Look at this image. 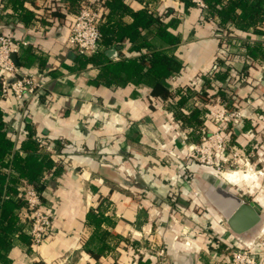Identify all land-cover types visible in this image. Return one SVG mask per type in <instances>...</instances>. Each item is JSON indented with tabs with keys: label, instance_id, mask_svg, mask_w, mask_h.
I'll return each instance as SVG.
<instances>
[{
	"label": "crops",
	"instance_id": "1",
	"mask_svg": "<svg viewBox=\"0 0 264 264\" xmlns=\"http://www.w3.org/2000/svg\"><path fill=\"white\" fill-rule=\"evenodd\" d=\"M14 1L0 0V33L26 40L17 54V72L35 75L45 88L22 98L9 94L2 106L9 132L18 142L28 134L42 142L41 152L50 155L56 169L48 171L42 191L43 205L53 214L42 244L32 246L16 236L0 264H135L136 259L138 264H155L143 243L158 238L174 247L180 235L188 240L178 242L185 251L203 250V255L195 254L196 264H217L222 257L219 244L212 248L208 239V217L215 207L206 193L223 177L237 194L230 185L242 180L230 182L186 155L202 133L214 128L203 117L211 103L199 96L204 78L210 76L208 92H225L215 102L221 104L224 98L223 103L245 111L233 144L248 146L251 157L264 160V146L252 148L253 142L264 140V17L250 25L240 17L222 24L208 8L184 0H111L114 13L108 22L103 19L105 30H120L134 22V12L148 10L178 39L165 40L155 25L140 26L135 39L124 38L103 49L109 61L139 59L153 49L177 61L179 71L163 81L169 94L156 96L151 85L136 77L126 79L124 72L120 81H100V75H112L87 60L92 54L80 55L67 47L81 0H17L33 13V20H26V12ZM105 7L104 15L110 12ZM116 46L117 54L109 57L106 51ZM196 109H201V127L190 118ZM260 181L264 183L263 177ZM251 201L262 210L264 224V193ZM100 208L112 221L103 222L102 228L122 240L109 236L113 249L96 258L85 245L95 230L89 214ZM210 228L223 230L217 223ZM213 249L218 252L211 257Z\"/></svg>",
	"mask_w": 264,
	"mask_h": 264
},
{
	"label": "trees",
	"instance_id": "2",
	"mask_svg": "<svg viewBox=\"0 0 264 264\" xmlns=\"http://www.w3.org/2000/svg\"><path fill=\"white\" fill-rule=\"evenodd\" d=\"M184 1L187 5L193 4L191 0ZM204 1L208 6L207 8L216 14L222 24L226 23L228 19L240 17L250 25L258 16L264 17V0H229L226 3L223 0ZM15 2L19 5L17 0ZM80 3L78 6H80ZM113 4L111 0H105V5L109 8L110 12L104 18L108 19V16L114 13ZM19 6L22 8L21 3ZM237 9L241 10L240 14L236 12ZM22 11H25V9L22 8ZM25 12L26 14H23V17H26V20H33V13H30V11ZM133 15L134 22L132 24L125 25L116 31L114 29L112 31L105 30L103 20L101 24L102 39L98 52L91 56H86V54L80 55L86 56L88 61L101 65V67L105 68L112 75H100L99 79L102 82L111 84L112 82H116V79L120 81L122 78L121 73L124 72L126 73V79L136 77L139 81H144L151 85L153 95L166 96L169 92L163 81L173 73L178 72L180 65L164 51L153 49L148 55L139 59L109 61L104 58V47L112 46L124 38L135 39L140 34V26L148 28L155 25L158 28V34L165 40L171 41L172 43L178 40L174 39L167 32V26L160 16H154L148 10L134 12ZM204 79V87L199 91V96L207 104L215 102L217 95H225V92H219L218 94L209 93L208 89L212 86L213 79L210 76H206ZM223 99L221 101L222 103L220 102L221 105L231 106L230 103H223ZM2 101L3 98L0 97V260L4 258V254L13 246L16 236L25 243H31L28 220L23 218L21 214L22 209L25 208V200L21 187L27 182L33 184L42 192L47 182L48 171L56 169V164L50 155L41 152L40 142L32 139L31 134H28L24 141L18 142L14 134L9 132L8 115L2 106ZM207 110L208 108H205V112ZM200 113L201 109H196L191 115L192 117H190H195L196 125H193L199 127L203 124V121L198 118V116L200 117ZM230 131L231 141L234 143L236 142V131L235 129ZM57 169L59 170L60 168ZM89 221L95 226V230L93 236L86 243L85 249L96 258H99L113 249L108 244L109 236L118 239H120V236L118 237L115 233L102 228L103 222L112 223L111 219L104 214L102 208L96 213L90 212ZM139 258L141 259V257ZM141 263L150 264L149 261Z\"/></svg>",
	"mask_w": 264,
	"mask_h": 264
},
{
	"label": "built area",
	"instance_id": "3",
	"mask_svg": "<svg viewBox=\"0 0 264 264\" xmlns=\"http://www.w3.org/2000/svg\"><path fill=\"white\" fill-rule=\"evenodd\" d=\"M191 2L198 7H208L204 0H191ZM105 8V0L81 1L66 41L68 48L86 55L98 52L102 39L101 24L105 16ZM229 34L234 36L233 32H229ZM26 45L27 42L24 39L0 33V97L3 99L7 98L9 94H14L19 98L25 95L33 96L45 88L44 82L37 79L35 75L20 76L17 72V65L12 54L20 53ZM11 79L14 81L10 82ZM183 93L186 95V92L183 91ZM203 117L205 120L213 122L214 128L209 132L202 133L200 141L190 145L186 158L203 163L214 171L220 170L221 174L226 172L223 171V168L230 172H244L241 163L246 160L245 165L250 164L252 150L248 146L234 145L230 133V130L235 129L243 122L244 109L236 105L224 106L213 102L208 106ZM185 138L187 139V137ZM40 145L44 146L42 142ZM257 145V141L253 142L252 148ZM21 190L25 200V208L22 209L21 214L28 220L31 245L38 246L42 244L53 224V214L44 207L42 192L36 186L26 182ZM195 195H198V192L195 191ZM262 231L264 232V228ZM261 235H259L261 239L257 244L256 240H253L247 247L232 251L229 257L219 258V261L217 259L216 263L261 264L260 255L262 252L259 249L264 248V233ZM152 248L153 246H151ZM164 252V249L159 250L157 255L162 256ZM134 263L138 264V260L136 259ZM159 264H163V262L160 261Z\"/></svg>",
	"mask_w": 264,
	"mask_h": 264
},
{
	"label": "rangeland",
	"instance_id": "4",
	"mask_svg": "<svg viewBox=\"0 0 264 264\" xmlns=\"http://www.w3.org/2000/svg\"><path fill=\"white\" fill-rule=\"evenodd\" d=\"M260 145L264 146V140H262L260 143L258 142L257 146L259 147ZM260 158H262V157L257 156V158L254 159V157L250 156V164L249 165H245L247 163L246 160L244 163H241V168H242V170H244V172H240V173L244 176V177H242V178H244V180L242 179V181L239 184L230 185L231 187H235L237 194L242 195L245 199H248V200H251V197H253V195H255V194L257 195V194L264 193V183L262 182L263 184H260L261 183V181H260L261 177H263V179H264V160L262 161V160H260ZM219 171L215 170L217 175L222 177V174ZM223 171H226V172L229 171L230 172V170H227L226 168H223ZM223 175H224V173H223ZM222 180H223V182L230 184L229 181H227L223 177H222ZM251 194H253V195L251 196ZM201 209L203 210V213L206 211V209H203V208H201ZM213 209L216 212L213 211L212 213L209 214L208 227H209L210 233L215 234V235H213V237H210V233H209L208 239L209 240L212 239V241H213L212 242V248H214L215 245L219 244L218 248L220 249L219 252H221V254H219V256L222 255V257H221L222 259L229 257L231 252L234 250L243 249V248L247 247L250 242H253V240H256V242H255L256 244L259 242V240L261 239V237H259V235L264 233L262 231L264 228V224L262 222L259 224L258 230L255 234L250 235V236L249 235H243V234L237 235V234H234L233 231L230 229V227L227 223V219L216 208H213ZM213 223H217L218 225H220L223 230L219 231V232H217V230L216 231L214 230V232L211 231L212 228H210V227H212ZM204 230H206V229H204ZM177 235H179V234H177ZM180 236L175 237L177 244L174 245V247L172 246L173 248L171 246L170 247L166 246V244H164V240L158 241L159 240L158 238H156V239L154 238V239H152V241H145L143 243V245L147 246V248L149 249L148 250L149 254L154 256V258L156 260L155 264H159L160 261H162L163 264H173L174 256L176 254H180L183 252L192 253L194 256H195V254L198 255V253L200 255L202 254L203 250L200 252L199 251L190 252V251H185V249L181 248L182 246H180L178 244V242L187 243L188 240H186L187 238H184V236H182V235H180ZM218 236H221V238L223 237L224 239L217 238ZM223 240H225V241H223ZM151 246H153L152 249H151ZM162 249H164L165 252L162 254V256H158L157 252L159 250H162ZM217 249H213L214 252H210L209 255L212 257L214 255V253L217 251ZM259 251H261L262 254H264V248L263 247L260 248ZM207 255L208 254H206L205 256H207ZM211 259H212L211 260L212 262H215V260L213 258H211Z\"/></svg>",
	"mask_w": 264,
	"mask_h": 264
},
{
	"label": "water",
	"instance_id": "5",
	"mask_svg": "<svg viewBox=\"0 0 264 264\" xmlns=\"http://www.w3.org/2000/svg\"><path fill=\"white\" fill-rule=\"evenodd\" d=\"M120 46L106 51L109 57L117 54ZM15 64L19 65L18 56L12 54ZM14 81L11 79L10 82ZM210 203L227 219V223L234 234L249 235L258 230L262 220V210L254 201L245 199L228 189L227 185L218 178L215 185L206 193ZM173 264H196L195 256L189 252H183L174 256Z\"/></svg>",
	"mask_w": 264,
	"mask_h": 264
},
{
	"label": "bare ground",
	"instance_id": "6",
	"mask_svg": "<svg viewBox=\"0 0 264 264\" xmlns=\"http://www.w3.org/2000/svg\"><path fill=\"white\" fill-rule=\"evenodd\" d=\"M224 176L228 178L231 182H238L244 179L242 178L244 176L240 172H228V173L225 172Z\"/></svg>",
	"mask_w": 264,
	"mask_h": 264
}]
</instances>
